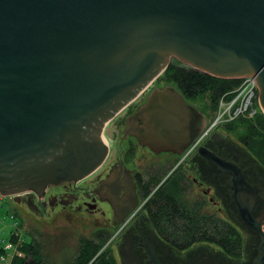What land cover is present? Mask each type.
Returning <instances> with one entry per match:
<instances>
[{"label":"water","instance_id":"water-1","mask_svg":"<svg viewBox=\"0 0 264 264\" xmlns=\"http://www.w3.org/2000/svg\"><path fill=\"white\" fill-rule=\"evenodd\" d=\"M172 58L218 79L253 78L264 115V0H0V193L16 201L95 171L105 124ZM206 124L165 85L121 137L180 156ZM258 231L247 264H264Z\"/></svg>","mask_w":264,"mask_h":264},{"label":"flooded vegetation","instance_id":"flooded-vegetation-1","mask_svg":"<svg viewBox=\"0 0 264 264\" xmlns=\"http://www.w3.org/2000/svg\"><path fill=\"white\" fill-rule=\"evenodd\" d=\"M190 146L180 156L153 153L125 137L116 154L107 162L106 154L85 178L24 191L10 202L23 201L35 214L57 211L94 229L84 245L88 255L96 251L89 264H247L258 230L264 231V167L244 146L214 131ZM141 155L150 161L142 168L133 158ZM189 227L211 233L187 235ZM165 228L181 231L186 240L169 239ZM215 229L224 235L232 229L239 249L220 245L225 241L214 237Z\"/></svg>","mask_w":264,"mask_h":264},{"label":"rangeland","instance_id":"rangeland-1","mask_svg":"<svg viewBox=\"0 0 264 264\" xmlns=\"http://www.w3.org/2000/svg\"><path fill=\"white\" fill-rule=\"evenodd\" d=\"M169 63L172 65L180 64L173 58L169 60ZM165 85L171 84L164 78L162 72L141 93H139L133 101H131L119 113H117L114 118L106 123L103 129V133L108 139V152L105 158L106 162L118 151L117 142L124 140L122 139L120 132L123 128L124 118L131 115L144 102L150 90L156 87L160 88ZM208 102L209 101L207 100V95H203L201 99L194 102L187 101V103L197 109L205 117H208L210 112V104ZM212 116L214 118L215 113ZM212 120L213 119H210L209 117L208 123ZM229 122L231 123V121ZM208 123L206 125H208ZM227 124L228 123H218L211 129V131H209V133L214 131L216 134L218 133L225 135L226 137L228 136V138L233 143H235V145L237 144L243 149V144L241 142H238L239 140L233 134V131L227 130V128H229L227 127ZM209 133L207 135H209ZM244 149L243 150L247 151L250 156L259 160L262 166L264 165V160L262 161L258 157L252 155L250 151L245 147ZM140 157L141 158H139V156H135L133 158L135 160V163L139 165L140 168H142L145 163L150 161H148V159L146 158H143V155H141ZM180 198L182 199V197ZM183 199L187 200L188 197H183ZM6 207L9 208V211L16 218L15 221L19 224L21 234L25 237L26 240H30L36 256H40L44 264H89L91 262L92 258L90 257L86 261V263H84V261L89 257L87 252H85L84 250V245L87 239H91L94 229L82 228L80 225H78L77 222H70L71 220H65L62 213H59L57 211H53L52 213L47 211V213L35 214L34 212H32V209L27 208L26 205L23 204V201L19 204H13L12 202H9L7 203ZM7 208H0V220L2 219V222H0V238H2L3 240L8 239L12 223V221L8 219V216H5L4 211ZM197 227L200 226L197 225ZM199 230L203 233L207 232L206 230H208V233H211V229L201 228ZM164 231L169 239L174 238L178 241L186 240L183 239L185 235H183L181 231L180 234L169 228H165ZM196 236H199V234H197ZM214 237H218L219 240L225 241L224 244L220 245H226L229 243V234L224 235L222 233V230L220 229L214 230ZM233 239L237 238L233 237ZM240 243L241 242L238 240L237 250L240 247ZM206 246L208 248L211 245H205L203 247ZM212 248L217 251L215 246L212 245ZM201 251V256H206L207 254L209 255L208 251ZM253 253L254 248L252 246V248L248 250L246 259H248L250 256H253Z\"/></svg>","mask_w":264,"mask_h":264},{"label":"trees","instance_id":"trees-1","mask_svg":"<svg viewBox=\"0 0 264 264\" xmlns=\"http://www.w3.org/2000/svg\"><path fill=\"white\" fill-rule=\"evenodd\" d=\"M163 76L175 87L186 101L194 102L201 99L203 95H207V100L210 104V112L208 117H206L207 122L209 117L213 119L212 115L215 113L216 102L219 95L231 90L237 82V80L234 79L214 78L184 65H172L170 63L163 71ZM227 127H229L227 130L233 131V134L238 138L239 142H241L252 155L258 157L262 161L264 160V115L262 113L258 112L251 119L238 118L228 123ZM193 223L196 222L193 221ZM184 232L187 233V235H197L200 233L204 236V234L195 227L185 228ZM233 234L234 231L231 229L227 246L230 248H237L238 240L233 239ZM20 251L23 255L19 258H14L11 264H44L41 257L36 256L30 240H26L24 236ZM95 252L96 251H92L89 253V257L85 261L83 260L84 263H86L90 257L92 258ZM104 263L105 262L101 260L94 261L92 264Z\"/></svg>","mask_w":264,"mask_h":264},{"label":"built area","instance_id":"built-area-1","mask_svg":"<svg viewBox=\"0 0 264 264\" xmlns=\"http://www.w3.org/2000/svg\"><path fill=\"white\" fill-rule=\"evenodd\" d=\"M234 80H237L236 85L228 92L219 95L216 102L215 117L209 123L207 122L208 125L191 143L192 146L200 139L206 137L209 131L218 123H230L229 121L232 122L238 118L251 119L258 112L261 113L257 102V88L254 79L238 77ZM190 149L188 147L184 154L189 152ZM11 199H13V196L0 193V208H7L6 205ZM4 212L12 223L8 239L3 240L0 238V264H11L14 258H19L23 255L20 251L23 245V235L9 208L5 209ZM0 222H2V219Z\"/></svg>","mask_w":264,"mask_h":264},{"label":"bare ground","instance_id":"bare-ground-1","mask_svg":"<svg viewBox=\"0 0 264 264\" xmlns=\"http://www.w3.org/2000/svg\"><path fill=\"white\" fill-rule=\"evenodd\" d=\"M106 125V124H105ZM105 127V126H104ZM104 127H103V129H104ZM107 149H108V139H107Z\"/></svg>","mask_w":264,"mask_h":264}]
</instances>
